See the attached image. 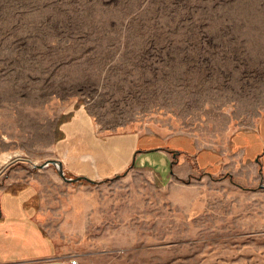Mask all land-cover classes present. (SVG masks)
Here are the masks:
<instances>
[{
	"label": "rangeland",
	"instance_id": "374dc122",
	"mask_svg": "<svg viewBox=\"0 0 264 264\" xmlns=\"http://www.w3.org/2000/svg\"><path fill=\"white\" fill-rule=\"evenodd\" d=\"M79 110L91 141L188 139L221 159L139 152L73 185L19 160L78 177L66 154L84 138L62 126ZM263 129L264 0H0V193L39 190L58 262L264 264V165L233 142Z\"/></svg>",
	"mask_w": 264,
	"mask_h": 264
},
{
	"label": "crops",
	"instance_id": "0c3cea01",
	"mask_svg": "<svg viewBox=\"0 0 264 264\" xmlns=\"http://www.w3.org/2000/svg\"><path fill=\"white\" fill-rule=\"evenodd\" d=\"M63 126L66 138H84L80 148L66 155L77 158L75 163L78 165L73 167L76 175L92 180H103L126 171L136 162L139 152L166 155L169 161L174 152H185L196 156L197 165L202 169L215 166L221 159L215 151H200L188 139H176L170 145L164 142L153 147L154 141L138 137L150 135L130 132L110 135L113 137H107L105 141H91L92 136L98 134L83 110L77 111L71 122ZM86 140L90 143L85 144ZM233 142L245 151L246 160L258 161L261 157L264 165V129L240 133ZM38 195L39 190L33 186L0 193V264H68L55 260L59 246L44 228Z\"/></svg>",
	"mask_w": 264,
	"mask_h": 264
},
{
	"label": "water",
	"instance_id": "95a60500",
	"mask_svg": "<svg viewBox=\"0 0 264 264\" xmlns=\"http://www.w3.org/2000/svg\"><path fill=\"white\" fill-rule=\"evenodd\" d=\"M178 154V152H174V155L176 156ZM19 160H24L26 162H30L33 167L35 168H39V169H48L50 167H54L55 170L57 171V173L59 174L60 177L63 178V180L67 183L70 184H76V183H84L85 181H88L90 183H95L94 180L86 177V176H78L76 178H70L67 176V173L65 171V166L64 163L61 160H57V159H49L46 162H44L43 164L37 165L35 163H33L31 160H26V159H19ZM11 164H8L1 172L0 174H2L4 172L5 169H7Z\"/></svg>",
	"mask_w": 264,
	"mask_h": 264
}]
</instances>
